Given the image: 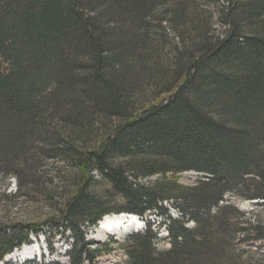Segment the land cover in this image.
I'll list each match as a JSON object with an SVG mask.
<instances>
[{"label":"trees","instance_id":"1","mask_svg":"<svg viewBox=\"0 0 264 264\" xmlns=\"http://www.w3.org/2000/svg\"><path fill=\"white\" fill-rule=\"evenodd\" d=\"M199 1L205 8L195 0H0V170L18 162L19 178L25 154L48 146L87 171L58 208L72 236L69 264H93L100 251L85 232L121 213L155 214L127 239L124 264H264L256 247L263 220L225 199L264 207V0ZM214 17L224 30L211 36ZM176 20L188 39L175 47L170 74L149 57L161 23ZM158 94L168 98L137 100ZM102 120L109 131L81 152L75 144ZM93 171L107 183L101 194ZM190 171L203 177L179 184ZM156 219L167 230L162 251ZM36 230L0 225V263Z\"/></svg>","mask_w":264,"mask_h":264},{"label":"rangeland","instance_id":"2","mask_svg":"<svg viewBox=\"0 0 264 264\" xmlns=\"http://www.w3.org/2000/svg\"><path fill=\"white\" fill-rule=\"evenodd\" d=\"M195 1H198L197 4L205 8L201 1ZM210 9L214 12L215 6H211ZM153 24L154 26L157 25L156 23ZM161 24L163 26V35L162 37L155 35V38L152 39L155 42V49L150 54L149 60L150 64L154 62L160 70L166 72L170 70L169 73L171 74L175 67L174 59H176V55L173 52L175 47L180 48V50L184 49V44L186 43L184 41L188 39L187 32H184L183 20H176L170 23L164 21ZM223 30L224 28L220 27L216 22V17L212 18L210 35L216 36ZM159 38L160 42L158 41ZM159 88L156 89L155 93H157ZM167 98V94H158L154 98L149 96L147 100L138 98L137 100L143 102V106H145L148 102L161 103ZM110 125V121H99L90 127L88 135L84 136L82 140V146L79 144H75V146L79 147L81 152L85 148H95L103 139L102 135L105 127L109 131ZM70 132L72 131L70 130ZM64 133L74 137V134L69 133L67 130ZM47 148L50 147L47 146ZM47 148L41 147V149L30 150L25 154L24 159L28 163L27 166H24L25 171L18 174L21 180H18L17 174L14 173L17 166H20L18 162L7 165L4 167L5 170H0V225L4 227L17 225L35 226L37 229L36 233H30L28 237L29 243H25L20 248L7 254L0 264H69L70 262L68 252L71 248L72 236L69 231L61 228L58 208L72 191L73 184L77 181L78 176H82L77 181V183L81 184V180L87 176V171L83 172L76 161H66V159L56 154L57 151ZM33 172L35 173L34 178ZM90 175L93 176L94 180L98 181L94 188L95 192L101 194L107 190V183L99 177L97 172L93 171ZM157 177H151L149 180H154ZM202 177L199 173L190 171L178 174L176 179L181 185L193 186ZM149 180L144 179L142 182ZM225 199L233 203L242 212L254 209L255 211L252 215H256L259 220L264 222V207H256L257 201L247 200L237 195L231 196L230 194H227ZM119 204V201H115L110 206H118ZM164 207L167 209L169 216L172 218L177 217L178 212L171 203L164 204ZM252 215L247 217L250 218ZM154 218V213H147L139 220L136 219L130 229L126 228L125 223L111 225L116 230L115 234L109 232L97 234L96 231L100 222L85 232L84 238L87 243H90L89 247L100 251L93 264H124L127 261V255L124 251V248L128 247L127 239L131 234L141 232L144 228L143 224L147 220ZM155 222L153 230L158 236L155 249L162 251L169 247L166 239L167 230L164 226H157L158 220ZM259 245L258 243L256 247H259V252H262L264 256V242ZM103 247L110 249V251L107 252ZM252 250L255 251L254 248Z\"/></svg>","mask_w":264,"mask_h":264},{"label":"bare ground","instance_id":"3","mask_svg":"<svg viewBox=\"0 0 264 264\" xmlns=\"http://www.w3.org/2000/svg\"><path fill=\"white\" fill-rule=\"evenodd\" d=\"M113 217L110 216H106V218L104 220H102L99 224V226L97 227V234L98 233H103V232H109L111 234H115L116 230L112 228L111 225H118V224H123L125 223L126 228L130 229L132 228L134 222L136 221V217L134 216H127L125 214L117 216V215H111Z\"/></svg>","mask_w":264,"mask_h":264},{"label":"water","instance_id":"4","mask_svg":"<svg viewBox=\"0 0 264 264\" xmlns=\"http://www.w3.org/2000/svg\"><path fill=\"white\" fill-rule=\"evenodd\" d=\"M123 214H125V213H121V214H118V215H123ZM128 215V214H127Z\"/></svg>","mask_w":264,"mask_h":264}]
</instances>
